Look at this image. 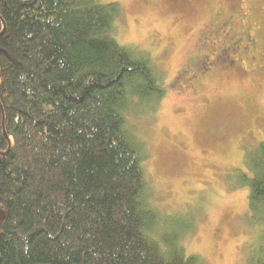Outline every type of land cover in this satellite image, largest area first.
Returning a JSON list of instances; mask_svg holds the SVG:
<instances>
[{
  "label": "trees",
  "instance_id": "obj_1",
  "mask_svg": "<svg viewBox=\"0 0 264 264\" xmlns=\"http://www.w3.org/2000/svg\"><path fill=\"white\" fill-rule=\"evenodd\" d=\"M116 2L0 0V264H207L187 255L156 203L139 121L167 92L147 50L120 45ZM183 76L190 71L184 67ZM254 235L241 264H264V138L245 149Z\"/></svg>",
  "mask_w": 264,
  "mask_h": 264
},
{
  "label": "rangeland",
  "instance_id": "obj_2",
  "mask_svg": "<svg viewBox=\"0 0 264 264\" xmlns=\"http://www.w3.org/2000/svg\"><path fill=\"white\" fill-rule=\"evenodd\" d=\"M100 1L122 8L115 40L147 50L164 72L166 95L138 123L157 205L177 221H193L180 239L187 255L207 264H241L255 231L248 187L231 181L238 170L246 172L245 149L264 138V58L255 54L248 61L233 50L216 62L217 49L231 38L226 29L210 32L229 17L234 34H242L250 14L264 45V0ZM199 54L210 56L213 67L191 86L180 83L179 73Z\"/></svg>",
  "mask_w": 264,
  "mask_h": 264
},
{
  "label": "flooded vegetation",
  "instance_id": "obj_3",
  "mask_svg": "<svg viewBox=\"0 0 264 264\" xmlns=\"http://www.w3.org/2000/svg\"><path fill=\"white\" fill-rule=\"evenodd\" d=\"M245 16V15H244ZM251 15L249 14L246 19L249 22L247 31L242 32V34L236 35L232 31V21L229 17H221L219 20L215 23L214 29L210 33H217L218 30L222 32L223 29L228 30V34L230 36V40H228V44L224 46L220 45L217 49L219 51L218 57L216 58V62L222 60H225L227 58L232 57L231 52L233 50H238L242 52L243 54H247L248 58L247 60L250 61L253 59V55L258 54L260 58H264V45L259 43V40L257 39V30H254L252 27V23L250 22ZM251 23V24H250ZM230 53V54H229ZM221 57V58H220ZM255 58V57H254ZM185 67H189L191 70V74L188 76H183L184 70H182L178 75V80L180 83L182 82H188L189 85L193 84L194 82L198 81L201 74L206 72L207 70L211 69L213 67L211 57L206 54H199L196 59H191L188 61L187 65ZM182 79H186L185 81H182ZM188 85V86H189Z\"/></svg>",
  "mask_w": 264,
  "mask_h": 264
}]
</instances>
